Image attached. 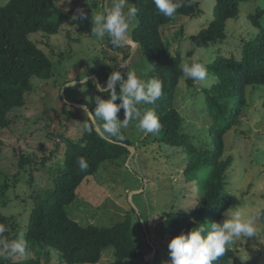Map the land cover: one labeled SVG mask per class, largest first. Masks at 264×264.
Returning a JSON list of instances; mask_svg holds the SVG:
<instances>
[{"label": "rangeland", "instance_id": "374dc122", "mask_svg": "<svg viewBox=\"0 0 264 264\" xmlns=\"http://www.w3.org/2000/svg\"><path fill=\"white\" fill-rule=\"evenodd\" d=\"M9 0H0V7ZM202 13L194 18L181 17L174 24L160 29L163 41L171 54H180L183 64L193 61L207 67L217 56L240 59V47L254 34L247 16L258 8L264 9V0H246L240 4L239 15L226 23V38L192 49L190 36L207 27L213 18L214 0H197ZM106 0H92L90 8L85 0H62L57 7L69 18L56 34L41 32L29 39L51 60L53 77L49 80L32 79L33 89L25 95L22 108L9 114L10 126L0 133V215L14 217L19 225L13 232L17 238L28 221L31 209L53 187L57 168L65 160L68 145L78 142L84 130L85 114L81 101H92L97 82L92 71L102 61L114 64L115 70L124 64L126 47L109 50L105 38L98 40L85 30L81 22L100 11ZM110 3V0H108ZM133 6V0H128ZM85 15L73 21L76 9ZM132 22L131 32L135 26ZM131 35V34H130ZM131 38V37H130ZM133 43H130L132 51ZM128 69L141 79L148 80L151 69L145 56L137 53ZM126 79V76H125ZM75 87L69 88L66 84ZM83 81V83L81 82ZM215 82L211 75L193 86L184 76L179 80L174 105L183 118V127L192 142L204 146L210 119L206 114L204 90ZM141 109H153L140 105ZM133 121L124 129L134 151L118 160L103 162L97 172L79 187L76 200L66 208L70 219L80 226L112 227L130 220L134 241L143 254L136 262L118 261L113 249L103 252L97 264H165L168 261V243L171 237L165 218L172 209L192 210L198 198L197 182L186 183L183 175L185 156L180 149L160 144L153 133L142 132ZM223 159L231 157L225 191L236 196L245 215L264 209V86L248 87L246 106L240 123L223 137ZM23 163V164H21ZM21 164V165H20ZM257 238L238 240L231 247L229 264H264V225L257 224ZM155 251V252H154ZM52 252V251H51ZM32 255V254H30ZM16 255L14 260L30 256ZM55 258V253L52 252ZM43 264H62L56 260Z\"/></svg>", "mask_w": 264, "mask_h": 264}, {"label": "trees", "instance_id": "16d2710c", "mask_svg": "<svg viewBox=\"0 0 264 264\" xmlns=\"http://www.w3.org/2000/svg\"><path fill=\"white\" fill-rule=\"evenodd\" d=\"M61 1L9 0L0 7V133L10 126L9 114L24 106L25 95L33 89L32 79L49 80L53 77L51 60L29 39V35L58 32L69 18L57 7ZM214 1L213 18L208 26L190 36L192 49L189 57L198 48L223 41L226 38V23L238 17L240 4L246 0ZM183 4L174 17L168 18L159 13L153 0H133L137 13L130 35L138 44L137 53L145 56L151 66L146 78H157L163 82L161 97L150 104L161 124L159 131L154 133L156 140L182 151L185 156V182H197L198 198L192 210L181 212L172 209L166 215L165 226L171 239L195 227L193 218L199 223L221 222L222 213L239 205L238 198L225 191L232 159H223V137L240 123L246 106L247 88L264 86V9L258 8L247 16L254 34L240 47V59L217 56L206 67L209 75L215 78V82L204 90L206 114L211 121L207 129L208 143L198 147L192 142L174 105L176 88L183 77V60L180 54H171L160 33L162 27L174 24L181 17L194 18L202 13L197 0H183ZM81 24L91 32L92 16ZM105 40L109 50L118 49L110 44L107 36ZM125 47L129 50L124 60L128 59L131 50L129 46ZM112 71H115L114 64L102 61L92 74L100 84H105ZM188 84L193 86L194 81L188 78ZM96 96L107 99L109 93L95 90L92 101L82 100L80 104L94 111ZM118 119H124L123 109L118 113ZM120 131L123 140L115 137L105 140L95 128H84L80 140L68 145L64 163L55 173L53 187L31 209L22 228L26 241L24 253L32 255L19 260L0 257V264H43V258L48 262L58 259L62 264H97L108 248L113 249L115 258L120 262L142 259L143 254L135 244L129 219L112 227H83L70 219L66 212V208L78 198L79 187L97 172L103 162L118 160L130 153L128 147L132 144L124 129ZM2 146L0 139V149ZM80 157L88 164L84 171L77 163ZM261 222L264 225V221ZM0 224L7 229L0 233V237L12 240V231L19 228L14 217L0 215ZM51 251L55 253V258ZM232 256L229 249L213 264H229Z\"/></svg>", "mask_w": 264, "mask_h": 264}, {"label": "clouds", "instance_id": "9594fccd", "mask_svg": "<svg viewBox=\"0 0 264 264\" xmlns=\"http://www.w3.org/2000/svg\"><path fill=\"white\" fill-rule=\"evenodd\" d=\"M85 2L92 7V0ZM68 3H71V0H68ZM153 3L159 13L168 18L174 17L177 10L184 6L183 0H153ZM128 5V0H110V3L106 0L103 8L92 15L91 36L98 40L107 36L114 48H124L132 43L131 26L137 8ZM84 15V10L77 8L71 19L75 21ZM119 66L121 69L127 68L126 64ZM181 72L185 78L196 83L206 81L209 76L205 65L195 61L183 64ZM66 86L74 88L75 81ZM94 86L101 93L108 92L109 96L107 99L96 96L94 111L82 106L85 129H98L101 139L105 140L113 137L123 140L124 136L120 130L126 129L132 121L137 122L136 127L142 132L154 134L159 131L161 124L155 110L141 109L138 106L154 104L161 97L163 82L160 79L144 80L139 78L135 71L127 69L124 75L121 71H112L105 84L94 82ZM117 100L119 103H116ZM121 109L124 111L123 120L118 119ZM77 163L81 171L88 167L83 157L78 158ZM222 216L221 222L212 223H199L193 218L192 222L196 226L186 233L181 232L168 243L169 259L165 264H213L224 256L236 241L257 238V224L264 221V211L259 209L245 215L239 208H229ZM5 231L6 227L0 224V233ZM25 248L23 232L12 240L0 237V257L12 259L18 254L23 255Z\"/></svg>", "mask_w": 264, "mask_h": 264}, {"label": "water", "instance_id": "95a60500", "mask_svg": "<svg viewBox=\"0 0 264 264\" xmlns=\"http://www.w3.org/2000/svg\"><path fill=\"white\" fill-rule=\"evenodd\" d=\"M130 39H131V41H132V43H133L134 45H133V47H132V51H131V53H130L128 59H127V61L124 63V64H126L127 66H128V62H129V60L133 57V55L135 54L136 50L138 49V44L135 43V42L133 41L132 38H130ZM119 69H121V68H117L115 71H119ZM124 69H125V68H124ZM124 69H122V70H124ZM121 74H122V73H121ZM94 77H95L96 81L99 83V81L97 80L96 76H94ZM97 91H98V90H97ZM89 111H90V110H89ZM95 130H96V131L98 132V134H99V130L96 129V128H95ZM128 149H129L130 153H132V151H134V149H133L132 147H128ZM154 252H155V251H154Z\"/></svg>", "mask_w": 264, "mask_h": 264}]
</instances>
